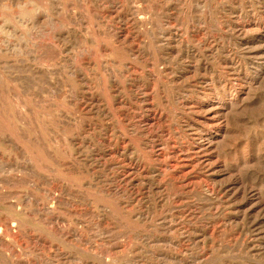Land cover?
<instances>
[{
    "label": "rangeland",
    "instance_id": "1",
    "mask_svg": "<svg viewBox=\"0 0 264 264\" xmlns=\"http://www.w3.org/2000/svg\"><path fill=\"white\" fill-rule=\"evenodd\" d=\"M0 264H264V0H0Z\"/></svg>",
    "mask_w": 264,
    "mask_h": 264
},
{
    "label": "bare ground",
    "instance_id": "2",
    "mask_svg": "<svg viewBox=\"0 0 264 264\" xmlns=\"http://www.w3.org/2000/svg\"><path fill=\"white\" fill-rule=\"evenodd\" d=\"M15 47V46H14ZM217 108V107H216Z\"/></svg>",
    "mask_w": 264,
    "mask_h": 264
}]
</instances>
